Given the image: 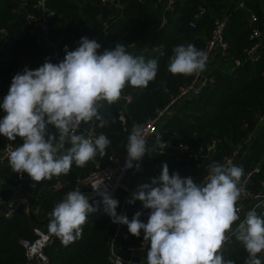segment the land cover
Listing matches in <instances>:
<instances>
[{
    "label": "trees",
    "instance_id": "16d2710c",
    "mask_svg": "<svg viewBox=\"0 0 264 264\" xmlns=\"http://www.w3.org/2000/svg\"><path fill=\"white\" fill-rule=\"evenodd\" d=\"M119 1L122 13L112 22L116 10L102 4L101 0H51L49 3L55 12L49 20V37L59 50L61 60L66 55L65 46L68 50H74L76 41L81 37L99 34L104 29L103 21L107 20L110 21L107 40L99 48L98 54L106 49H114L119 43L133 56H143L146 61L156 59L158 62L157 76L147 87L126 85L122 90L121 95H132L126 123L118 120L121 99L112 104L101 101L97 110V135H105L110 144L103 157L97 151V159L106 164L112 153L123 155L134 126L142 125L168 102L169 94L165 90L176 93L180 86L192 80L194 74L173 75L168 71L174 49L180 45L193 44L198 50L205 51L215 19L230 13L224 33L229 45L228 55L223 57L217 54L210 64L217 63L210 68L214 82L200 95L182 100L153 140L157 142L159 137L161 141L181 142L188 144L189 149L184 152H158L153 160L145 162V169L160 171L162 165L167 163L171 174L177 165H183L184 178L191 177L199 184L210 165L220 164L240 147L234 166L243 169L241 181L259 165L260 170L251 177L249 189L255 194L264 193V120L260 121L264 118V47L258 61L245 59L244 50L253 44L248 12L233 10L231 0H173L172 9L166 11L167 0ZM22 5V0H0V30L5 28L10 38V43L0 52V93L4 96L8 93L13 76L25 68L35 70L40 67L42 56L48 52V48L29 33ZM200 5L206 7V14L200 16L195 27H192L190 22L194 20ZM251 6L258 13L259 27L264 31V2H256ZM236 59L242 60V64H233ZM49 131L56 133L52 126H49ZM213 140H217V143L209 157L202 159L191 156ZM14 141L17 147L23 142L20 137ZM93 168L90 161L83 167H77L73 162L68 174L59 175L60 179L70 184L55 190L49 182L34 200L40 210L39 219L51 217L53 208L73 190L72 183L76 177L87 176ZM16 177L17 173L12 170L9 160L0 164V200L12 194L18 183ZM25 193L31 197L28 194L30 192ZM141 209L144 212L140 219L146 223L149 212L142 203L129 210V220ZM253 210L264 217V207ZM242 221L238 219L235 223ZM38 225L42 227L41 220L27 214L22 208L17 209L11 217L0 214V264L27 263L22 240L36 238L35 227ZM114 229L115 223L104 212V208L97 209L87 215L79 238L68 246H61L55 241L46 249V253L51 264H111L107 236ZM140 236L132 235L130 241L135 242ZM220 252L225 261L231 260L234 264H245L248 259L243 243L237 239V229L230 233L229 240Z\"/></svg>",
    "mask_w": 264,
    "mask_h": 264
},
{
    "label": "clouds",
    "instance_id": "9594fccd",
    "mask_svg": "<svg viewBox=\"0 0 264 264\" xmlns=\"http://www.w3.org/2000/svg\"><path fill=\"white\" fill-rule=\"evenodd\" d=\"M99 48L96 40L81 37L74 50L65 46L66 55L59 63L46 60L35 70L25 68L13 76L0 103L6 113L0 119V135L23 141L8 157L15 173H27L35 182L51 180L68 174L73 162L83 167L97 151L101 157L106 154L110 141L105 135L93 141L76 134L77 129L82 122L99 119V102H116L126 85L147 87L157 76L158 62L133 56L119 43L102 54H98ZM170 61L171 74L192 75L205 69L207 53L193 44L180 45ZM49 126L56 133L50 132ZM157 142L166 148L159 137ZM125 147L128 169L150 153L139 126H134ZM242 175L241 167L214 163L207 181L197 184L178 172L170 174L164 163L160 176L151 184L140 185L129 201L139 200L149 210L146 223L140 219V211L131 220L118 215L119 201L107 192L98 194L113 223L127 225L136 237L143 231L147 264H234L225 261L220 250L228 238L226 233L239 219L236 204L243 192L239 186ZM92 188L98 191L99 185ZM96 211L87 196L72 190L53 208L48 230L67 245L80 237L87 215ZM237 239L248 253L245 264H262L258 254L264 252V217L249 211L238 225Z\"/></svg>",
    "mask_w": 264,
    "mask_h": 264
},
{
    "label": "built area",
    "instance_id": "2783aa9c",
    "mask_svg": "<svg viewBox=\"0 0 264 264\" xmlns=\"http://www.w3.org/2000/svg\"><path fill=\"white\" fill-rule=\"evenodd\" d=\"M51 0H22L23 11L25 12L24 18L28 27L29 33L34 35L40 44H43L48 48V52L42 56V64L47 60L52 63H59L60 59L59 50L54 46L49 37V20L54 17L55 12L50 8ZM142 1V0H140ZM232 9L235 11L246 10L248 12V23L252 26L250 39L253 40V44L247 47L245 52V59L256 62L261 58V51L264 47V31L259 27L260 18L256 10L251 6L256 2H264V0H231ZM104 5H109L116 10L115 16L111 18V22L117 19L122 13V4L119 0H101ZM173 0H167L165 5V11L172 9ZM206 14V7L200 5L197 13L194 15V20L190 22V26L195 27L196 20ZM230 13L224 14L221 17H217L214 21V29L211 36L207 40L205 51L207 53L206 67L203 71L195 73L192 80L179 87L176 93H170L169 89L165 91L169 94L168 102L161 108L155 111V114L149 117L142 125L136 124L142 130L144 138L146 140V147L150 153H146L142 159L138 162H133V167L128 169L125 167L127 150L123 155L112 153L108 157V162L103 164L96 156L90 160L93 163L94 168L85 177H76L75 182L72 183L73 190H80L85 196L88 197L89 202L96 206L97 209L104 208L102 203V197L98 192H107L114 199L119 200V207L117 208V214H125L128 219L130 217L129 210L142 203L139 200L130 203L134 193L138 191L140 185L151 184L153 178H158L162 172L155 171L154 169H145V162L154 159L156 153H170L174 151L184 152L189 149V145L181 142L170 143L168 141H162L165 145V149L161 148L158 142L153 140L159 134L165 121L170 118L178 107V104L187 98L198 96L201 92L210 84L214 82V77L210 74L211 62L217 54H221L223 57L228 55L229 45L224 38L225 27L228 24ZM110 21H103L104 29L97 35L87 36L89 39H94L100 44V48L107 40L108 32L107 27ZM79 41H76L75 48L79 46ZM10 43L8 31L5 28L0 30V52L6 45ZM74 48V49H75ZM99 50V49H98ZM97 50V51H98ZM235 65H241L242 60H234ZM4 95L0 93V102L2 103ZM122 100V108L119 111L118 120L123 124L126 123V113L129 103L132 101V95H121L119 98ZM101 106V101L97 105V110ZM1 117L3 118L6 113L1 109ZM264 118H261V122ZM83 129L85 137L91 140L98 138L96 129V118L92 121L85 123L82 128L81 125L77 129L76 133ZM178 138L177 134H174ZM217 140H213L206 146H202L199 150L191 156L195 158H207L215 150ZM17 144L15 141H10L3 135H0V164L8 160L11 151L15 150ZM240 154V147L235 150L231 155L226 156L220 164L225 166L234 165L236 158ZM180 159V158H179ZM199 166V164H197ZM175 172L184 178L185 166L177 165ZM260 170V166L257 165L248 172L244 179L240 182V187L243 189L240 199L238 200L236 207L238 209L239 221L244 220L247 213L256 207H264V193L255 194L249 189V183L251 177ZM210 171V169H209ZM209 171L204 175L199 184H204L207 181ZM26 174L17 173V184L12 192V197L3 198L0 200V214L5 217H11L13 213L22 208L27 214L34 218H39L40 210L35 204L32 197H29L23 192V184L26 179ZM47 185L51 182V188L60 190L67 184H70L67 180L60 179L59 176H53L51 180H46ZM46 185V187H47ZM99 185L98 191L93 190V186ZM157 186V185H154ZM45 187V188H46ZM262 187L264 188V180L262 181ZM148 210V209H146ZM140 212H144L142 209ZM149 212V210H148ZM147 222V219H146ZM239 223H234L232 230L226 233L229 240L230 233L238 228ZM37 234L33 240H22V245L26 250L27 263L26 264H51L50 258L46 253V249L53 245L54 242H58L61 246H68L64 244L61 238L49 232L48 227L43 228L41 226L35 227ZM132 235L124 224H115V229L107 236V243L109 246V259L111 264H147V251L148 246L143 243V232L140 238L131 242ZM226 240V241H227ZM225 241V242H226ZM224 242V244H225ZM223 244V245H224ZM119 247L122 248L120 251ZM258 258L261 259L264 264V252L258 254Z\"/></svg>",
    "mask_w": 264,
    "mask_h": 264
},
{
    "label": "water",
    "instance_id": "95a60500",
    "mask_svg": "<svg viewBox=\"0 0 264 264\" xmlns=\"http://www.w3.org/2000/svg\"><path fill=\"white\" fill-rule=\"evenodd\" d=\"M84 126H85V123L82 122L81 127L83 128ZM46 185H47L46 180L41 181V182H35V181L31 180V178L28 176V174H26V179H25V182L23 184V192H25V191L30 192L31 197L34 200H37L40 193L45 189ZM13 190H14V188H13Z\"/></svg>",
    "mask_w": 264,
    "mask_h": 264
},
{
    "label": "rangeland",
    "instance_id": "374dc122",
    "mask_svg": "<svg viewBox=\"0 0 264 264\" xmlns=\"http://www.w3.org/2000/svg\"><path fill=\"white\" fill-rule=\"evenodd\" d=\"M216 64L217 63L214 62L210 68L215 67ZM50 219H51V217H46V218H43V219H39L38 218V220H41V222H43V226H42L43 228H47L48 227Z\"/></svg>",
    "mask_w": 264,
    "mask_h": 264
},
{
    "label": "crops",
    "instance_id": "0c3cea01",
    "mask_svg": "<svg viewBox=\"0 0 264 264\" xmlns=\"http://www.w3.org/2000/svg\"><path fill=\"white\" fill-rule=\"evenodd\" d=\"M76 134H82V135H85V132H84L83 129H81V130H79ZM68 146H69V145L66 144V147H68ZM28 194H30V196H31V193H28ZM9 197H12V194H11ZM41 225L43 226V222H41ZM119 249H120V251L122 250L121 247H119ZM122 252H123V250H122Z\"/></svg>",
    "mask_w": 264,
    "mask_h": 264
}]
</instances>
